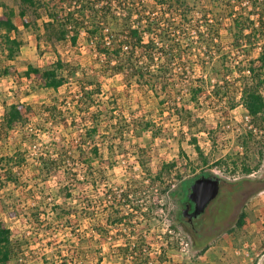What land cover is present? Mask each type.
<instances>
[{
    "label": "trees",
    "instance_id": "trees-1",
    "mask_svg": "<svg viewBox=\"0 0 264 264\" xmlns=\"http://www.w3.org/2000/svg\"><path fill=\"white\" fill-rule=\"evenodd\" d=\"M143 1L148 3L139 5L136 0H13L15 5L12 6L0 0V9H3L0 15V79L18 74L17 67L13 63L17 61L25 46V42L20 37L22 31L18 19L21 20L25 30L34 33L38 47L43 45L44 40L52 45L69 40L76 46L85 33L86 39L93 44V51L104 58L101 64L104 76L108 73L122 75L129 86L132 87L135 83L142 91L149 88L155 93H158L155 87L158 81L163 80L162 90L165 91L170 81L169 76L175 75L180 79L189 78L187 74L191 72L195 75V67L199 64L203 69H208L210 66L214 69L215 65L226 67L230 56L223 51L222 27L227 20L230 46L233 49L244 48L248 56H252L253 49L258 47V56L237 67L238 77L235 82L228 80V74L232 71L227 67L225 72L218 73L222 77L223 84L218 82L213 85L211 81H205L203 76L197 77V82L194 81L190 87L189 102L186 104L179 100L175 102L173 110L182 125L191 130L200 119L194 116L193 110L187 108V105L199 106L201 100L211 93L218 103H225L230 111L236 110L239 106L248 111L252 129L246 134L245 140L254 138V128L264 132V0H208L212 5L211 10L202 3L203 0ZM140 7L142 10L139 9ZM211 13L214 14L212 20L208 18V14ZM200 14L201 18L197 23L204 24L205 30L197 32L198 38L195 42L198 44L196 48L198 52L193 54L192 57L195 60L190 63L192 53L184 48V46L192 47L190 44L192 41L189 38L191 33L187 25L194 22L196 16ZM55 55L49 66L39 68L31 65L25 73L28 78L37 82L38 87L52 93L49 103L9 104L4 101V117L0 120V140L7 142L12 135L20 134L23 130L26 131L23 143L27 144L33 140L31 137H38L45 128L54 129L61 125L64 130L72 127L82 132L77 146H71L65 137L61 142H55L53 154H42L35 160L33 171L38 178L35 180L27 178V182L22 180L21 172L25 171L23 170L25 166H30L27 163L28 150L19 149L12 155H2L0 157V190L8 184L28 189L34 181L40 180L45 183L55 174L63 171L70 183L60 186L59 189L64 193L66 200H71L74 199L73 191L77 185L86 183L97 187L94 161L98 160L101 165L111 166L110 160L105 159L101 153V145L107 146L109 151L113 152L117 145L124 142L128 133L142 136L155 128L156 124L154 120L148 119L142 113L131 114L130 120L120 115L117 120L114 115V109L118 107L117 99L113 103H107V110L100 108L93 112V106L98 104L97 99L103 94L98 78L94 77L84 82L83 80L89 78L82 67L67 61L58 52ZM79 74H82L80 79L83 82H80V89L74 91L72 79ZM193 78L196 77L193 76ZM237 85L240 87L239 98L234 88ZM14 94L20 96L19 92ZM161 103L165 104V101L162 100ZM34 118H38L40 123L32 126ZM157 137L159 132L153 133V139ZM198 141V136H192L189 143L194 145L203 163L208 164ZM144 152L141 150L138 154L139 162L144 169L150 171L149 175H152L151 170L147 168L148 162L143 155ZM77 159L87 167L84 179L78 178L74 172V165L78 163ZM222 163L219 162L218 165ZM175 167V163L161 164L160 169L155 172V177L162 179L164 173L171 174ZM244 172L251 175L253 170L246 165ZM70 176H75L73 184H71ZM151 181L153 183L155 180ZM246 182L247 180L237 183L224 182L219 197L211 203L209 210L215 212L219 209H230L231 211L234 206L232 197L241 191ZM35 189L43 193L44 187L36 184ZM28 193L30 199L34 201L35 190L32 188ZM49 195L52 200L50 204L36 201L37 204L28 208V220L32 228L40 227V230H44L52 238L54 229L63 230L71 225L70 217L77 212V209L69 204H58L53 193ZM111 195L113 200L108 206L111 209L107 220L108 225L123 223L128 225L130 217L122 212L123 202L129 199L127 192L112 191L109 194L112 198ZM223 197H227L228 202L220 203ZM4 209L11 218L20 216L17 206L8 207L5 203ZM87 210L88 206H85L80 214L89 213L90 219L95 223L94 232L108 234L109 231L102 227V224L97 223L96 213H90ZM139 210L141 217L150 223L151 210L147 209L146 212ZM246 221L247 213L242 212L238 221L232 227L223 229L222 233L243 231ZM206 225H213L209 218ZM143 233L144 231L138 234V241L134 247L137 253L134 264H148V255L143 252V248L147 246ZM96 238L93 233L88 240L81 239L84 243L87 241L90 243V248L85 249L87 252L82 251L86 259L80 255L79 251L73 253L70 260L67 256L60 254L57 257L59 261L50 260L44 253L43 263L73 264L75 261L78 264H85L86 260L95 258L91 243ZM191 238L194 249L200 253L207 249L212 239L207 237L198 240L192 236ZM24 239L15 237L13 229L5 221L0 222V264H28L26 250L30 242L28 243V238L26 241ZM48 245L52 246L51 242ZM118 251L123 256L131 253L128 246L120 247ZM97 261L101 264L103 259L98 258Z\"/></svg>",
    "mask_w": 264,
    "mask_h": 264
},
{
    "label": "rangeland",
    "instance_id": "rangeland-1",
    "mask_svg": "<svg viewBox=\"0 0 264 264\" xmlns=\"http://www.w3.org/2000/svg\"><path fill=\"white\" fill-rule=\"evenodd\" d=\"M2 1L12 6L15 5L13 0ZM136 2L139 5L148 3L143 0H136ZM202 3L208 10H211L212 5L208 0H203ZM116 7L114 6V8ZM139 9L142 10L141 7ZM2 13L3 9H0V14ZM208 15L210 20L214 18V14ZM200 18L201 14L196 16L194 22L187 25L188 31L191 33L189 38L192 41L190 42L192 47L184 46V48L189 49L188 52L192 53L190 63L195 60L192 57L193 54L198 52L196 50L198 44L195 42L198 38L197 32L205 30L204 24L197 23ZM18 22L22 31L20 37L25 42V46L17 61L13 63L17 67L18 74L11 75L7 79H0V119L3 118V101L9 104L16 102L49 103L52 93L38 87L37 82L28 78L25 73L31 65L39 68L49 66L56 57L55 53L58 52L67 61L83 68L82 70L88 74L89 78L83 80L84 82H88L94 77L98 78L103 94L97 99L98 104L93 106V112L100 108L107 110V103H113L117 99L118 107L113 108L117 120L120 115L130 120L131 114L140 115L142 113L148 119L154 120L156 124L155 128L142 136L128 133L124 142L117 145L113 152H110L107 146L101 145V153L105 159L110 160L111 166L101 165L98 160L94 161L93 167L97 171V187L89 186L86 183L77 185L73 191L74 199L66 200L64 193L59 189L60 186L70 183L63 171L55 174L52 179L45 183L40 182V180L34 181L28 189L13 184L1 187L0 222L5 221L13 229L15 237L25 238V241L28 238L27 241L30 242L26 250L28 264H44L42 259L44 253L49 256L50 260L56 261L57 259L59 261L60 259L57 257L60 254L67 256L70 260L73 253L79 251L81 253L79 254L86 259V255L82 254V251L87 252L85 249L90 248V243L88 241L84 243L81 239L86 238L88 240L93 233L97 237L91 243L95 258L90 261L86 260L85 264H100L97 261L98 258L103 259L101 264H134V260H136L134 247L138 241V234L145 230L149 231L146 245L149 253L156 257V264L168 261L172 263L174 258L192 259L197 255V252L193 247L190 234L181 226L179 216L183 208L182 205L191 193L192 184L202 176H216L222 184L247 180L241 191L232 197L235 212L231 224L225 229L232 227L238 221L241 213L246 212L247 227L245 231H236L235 235L244 236L248 233L251 238H258L255 247L248 246V248L252 249V252H255L262 259L261 264H264V191L258 194L260 187L258 186V178L264 174V132L254 128V138L245 140L246 134L250 133L252 129L248 111L242 106L230 111L225 103H218L211 93L201 100L199 106L187 105V108L193 110L194 116L200 119L191 130L182 125L173 110L175 102L179 100L186 102V104L189 102L190 87L194 81L197 82V77L203 76L205 81H211L213 85L218 82L223 84L222 77L218 73L225 72L227 67L232 71L228 74V80L235 82L238 77L237 67L245 64L249 59L257 57L258 47L253 49L252 56H248L244 48L233 49L230 46L227 30L228 21L226 20L222 27L223 51L230 56L227 59L226 67L222 68L221 65H215L214 69L213 66L203 69L199 64L195 67V75H192L191 72L187 74L190 76L189 78L180 79L175 75H173L174 77L169 76L170 81L165 91L162 90L163 80L158 81L155 83L158 93H155L149 88L142 91L135 83L132 87L129 86L122 75L108 73L104 76L101 71L104 58L93 51V44L86 39L85 33L80 37L76 46L72 45L69 40L53 45L44 40L43 45L38 47L34 33L25 30L20 19ZM178 72L180 71L178 70ZM80 78H82V74L72 79L74 91L80 89V82H83ZM234 88L239 98V85ZM14 92H19L20 96H16ZM162 100L165 101V104L161 103ZM39 123V119L34 118L32 126ZM60 126L58 125L54 129L45 128L38 137H31L33 140L27 144L23 143L26 136V131L23 130L20 134L12 135L7 142L0 140V157L7 154L12 155L19 149H27V163L30 168L27 166L23 168L25 171L21 172L23 174L22 180L24 182H27V178L35 180L38 178V175L33 171L36 158L42 154H53L55 142H61L65 137L71 146H77V141L82 132L72 127L64 130V127ZM155 132H159V137L153 139ZM192 136H198V145L207 158L208 164L203 163L194 145L189 143ZM141 150L145 151L143 155L147 159V168L151 170L152 175H149L150 171L144 169L139 162L138 154ZM77 162V165H74V172L78 178L84 179L87 167L78 159ZM219 162L223 163L218 165ZM172 163H175L176 167L171 174L164 173L162 179L155 177V172L160 169L161 164ZM246 165L252 168L253 173L251 175L244 172ZM70 177L71 184H73V177L75 176ZM150 178L155 181L152 183ZM36 184L44 187L43 193H40L39 189H35ZM32 188L36 195L34 201L30 199L28 193ZM112 191L114 193L125 191L128 194L129 199L126 202L122 201L124 203L122 212L130 217L128 225L125 223L108 225L107 220L111 213L108 206L112 204L111 200H113V196L111 195V198L109 194ZM49 193H53L58 204H69L77 209V212L74 213L76 215L73 214L70 217L71 225L63 230L58 229L56 231L54 229V233L51 232L54 234L52 238L44 230H40V227L32 228L28 220V208L31 205L37 204V202H46V204L52 202ZM225 202H228L227 197L220 200L222 204ZM5 203L8 207L13 206L15 208L17 206L20 210V216L11 218L4 209ZM85 206H88L87 212L96 213L97 223L102 224V227L109 231L108 234L94 232L95 223L90 219L89 213L80 214ZM133 208L134 211L132 212L131 209ZM139 209L144 212L147 209L151 210L152 219L150 223L142 224L139 220L142 218ZM169 227L175 231L173 235L169 233ZM181 238L190 243L189 255H185L181 251ZM49 242L52 246L48 245ZM243 242L241 241V244ZM161 244L166 245V247L159 249ZM125 246H128L131 252L128 256L120 255L118 251L120 247ZM158 250L161 251L160 255L155 253ZM73 264L78 263L74 261Z\"/></svg>",
    "mask_w": 264,
    "mask_h": 264
},
{
    "label": "crops",
    "instance_id": "crops-1",
    "mask_svg": "<svg viewBox=\"0 0 264 264\" xmlns=\"http://www.w3.org/2000/svg\"><path fill=\"white\" fill-rule=\"evenodd\" d=\"M4 111L5 108L3 117ZM246 227L245 225L243 231H245ZM241 241H244L243 244H241ZM257 243L258 238L253 239L248 236V233L244 236L235 235V233H222L215 235V237L212 236L204 252L200 253L195 249L197 255L192 259L174 258L172 263L168 261L159 264H261L262 259L255 252H252V249L248 248V246L255 247Z\"/></svg>",
    "mask_w": 264,
    "mask_h": 264
},
{
    "label": "flooded vegetation",
    "instance_id": "flooded-vegetation-1",
    "mask_svg": "<svg viewBox=\"0 0 264 264\" xmlns=\"http://www.w3.org/2000/svg\"><path fill=\"white\" fill-rule=\"evenodd\" d=\"M258 186H260L258 189V194H260L264 191L263 188L264 174H261L259 176ZM221 187H222V183H221ZM210 205L208 206V208L205 210L204 213L200 214L197 217L192 216V214L195 212L196 206L195 203L189 199V196L187 201L184 203V205H182L183 208L181 209L180 212L179 221L181 222L182 226L186 228L187 232H189V234L195 239L197 238L199 240V239L222 234L221 233L222 230L225 229L228 225H230L233 220L232 218L235 212L234 208H232L231 211L230 209H223V210L219 209L215 212H212L209 210ZM186 210L188 211L185 213ZM208 218L213 225L210 226L206 225V221Z\"/></svg>",
    "mask_w": 264,
    "mask_h": 264
},
{
    "label": "water",
    "instance_id": "water-1",
    "mask_svg": "<svg viewBox=\"0 0 264 264\" xmlns=\"http://www.w3.org/2000/svg\"><path fill=\"white\" fill-rule=\"evenodd\" d=\"M221 189V180L216 177L202 176L191 186L189 199L195 203L196 209L192 216L204 213L211 202L217 199ZM188 210L185 211V213Z\"/></svg>",
    "mask_w": 264,
    "mask_h": 264
},
{
    "label": "built area",
    "instance_id": "built-area-1",
    "mask_svg": "<svg viewBox=\"0 0 264 264\" xmlns=\"http://www.w3.org/2000/svg\"><path fill=\"white\" fill-rule=\"evenodd\" d=\"M131 211L133 212V211H134V208L131 209ZM135 213H137V212H135ZM139 220L142 222L143 225H145V224L147 223V221H146L143 217H142L141 219H139ZM170 227H171V226H170ZM170 227H169V229H170V230H169V233L173 235V234L175 233V231H174L172 228H170ZM143 235H144L145 238H147V237L149 236V235H148V231L145 230L144 233H143ZM180 245H181V251H182L185 255H189V252H190V243H189L188 241H186L184 238H181V243H180ZM162 247L165 248L166 245L161 244V245L159 246V249H161ZM143 252H144L145 254L148 255V264H156L157 259H155L156 257L149 253L147 246L143 248ZM155 253H156L157 255H160V254H161V251L158 250V251L155 252ZM135 256H137V253H135Z\"/></svg>",
    "mask_w": 264,
    "mask_h": 264
}]
</instances>
